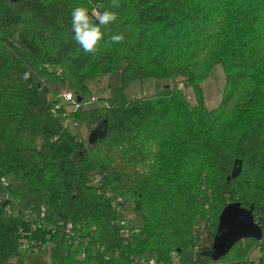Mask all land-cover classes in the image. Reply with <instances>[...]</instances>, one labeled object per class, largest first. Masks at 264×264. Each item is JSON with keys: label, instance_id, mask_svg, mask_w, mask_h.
Returning <instances> with one entry per match:
<instances>
[{"label": "trees", "instance_id": "trees-1", "mask_svg": "<svg viewBox=\"0 0 264 264\" xmlns=\"http://www.w3.org/2000/svg\"><path fill=\"white\" fill-rule=\"evenodd\" d=\"M81 4L111 0H0V264L23 261L31 236L50 242L51 264H253L254 247L264 264V0H120L95 55L73 39ZM216 62L225 84L208 107L199 81ZM103 74L101 105L71 111L101 129L87 142L63 122L61 90ZM145 77H182L195 102L168 84L129 97ZM230 201L252 208L263 237L213 258Z\"/></svg>", "mask_w": 264, "mask_h": 264}, {"label": "rangeland", "instance_id": "rangeland-1", "mask_svg": "<svg viewBox=\"0 0 264 264\" xmlns=\"http://www.w3.org/2000/svg\"><path fill=\"white\" fill-rule=\"evenodd\" d=\"M203 75L204 76H202V79L199 81V83L202 87L204 102L208 107H214L219 103L221 99L225 84V75L221 63H213L212 66ZM108 80V75L106 74H103L100 77L97 76L95 79L89 81V89L82 92V94L69 88H63L61 90L63 100L62 106L64 110L60 112V116L63 122L67 124V126H69L72 131L78 132L80 137H82L85 141H92L97 138L102 133L101 129L97 126L96 128L90 130L92 122L88 124V121L76 119L74 115H72L71 111H74L81 107L101 105V98L109 94ZM164 84H168L169 86L177 85V87L185 92L191 103L195 102L192 96L193 91L191 86L182 77L161 78L159 81L154 77L136 79L130 82L126 89V92L129 97L142 95L147 96L156 92V90L163 88ZM70 90L72 91V96L67 97V91ZM74 95L77 99H75ZM78 95H80V100H78ZM118 196L123 198L124 200L122 204L121 214L125 216V220L128 222V224L131 225V227L129 228L130 231L131 229H133L132 231H135V229H138L135 225L138 222L139 216L136 215L133 211L131 204L132 200H130L129 198L130 195L128 193H123ZM133 233L134 232H132L131 235ZM48 242V240H45V244H47ZM48 245V247L40 249L36 252L32 250L30 253V259L29 255H25V253L23 252L25 255L23 260L29 259L33 264H51L49 249L51 248V244L48 243ZM137 255H141V257H144L143 253ZM258 255V247H254L249 251V257L254 261L253 264H257L256 261ZM21 262H17V264H22Z\"/></svg>", "mask_w": 264, "mask_h": 264}, {"label": "clouds", "instance_id": "clouds-1", "mask_svg": "<svg viewBox=\"0 0 264 264\" xmlns=\"http://www.w3.org/2000/svg\"><path fill=\"white\" fill-rule=\"evenodd\" d=\"M120 0H111L110 6L105 7L101 12L96 9L90 11L88 5L76 6L71 12V28L73 39L79 47L88 54L95 55L99 51L101 42L104 41L108 33L105 31L115 23L119 16L114 9L119 8ZM124 40V35H109L111 43H120ZM28 73L24 78L27 79Z\"/></svg>", "mask_w": 264, "mask_h": 264}, {"label": "water", "instance_id": "water-1", "mask_svg": "<svg viewBox=\"0 0 264 264\" xmlns=\"http://www.w3.org/2000/svg\"><path fill=\"white\" fill-rule=\"evenodd\" d=\"M245 237L261 239L263 237L261 225L254 218L251 207L241 206L239 201L227 202L219 213L211 256L215 258L223 255L237 240Z\"/></svg>", "mask_w": 264, "mask_h": 264}, {"label": "built area", "instance_id": "built-area-1", "mask_svg": "<svg viewBox=\"0 0 264 264\" xmlns=\"http://www.w3.org/2000/svg\"><path fill=\"white\" fill-rule=\"evenodd\" d=\"M67 97H71L72 96V91H67ZM75 97V95H74ZM44 213H42L43 215ZM121 223H124L125 220L121 219L120 221ZM68 226L69 227H72V224L71 223H68ZM121 230L123 231V228H121ZM50 243V242H48ZM45 244V240H41V239H38L36 237H29V238H25V240L22 242V245H21V249L22 251L25 253V255H29L30 256V253L32 250H34L35 252L36 251H39L40 249H44L45 247H48L49 245ZM82 253V252H81ZM135 258H137L136 260H139L141 261L142 263L144 264H156V258L155 256L153 255H146L144 254V257H141V255H134ZM30 259V257H29ZM29 259H25L23 260L21 263L22 264H33Z\"/></svg>", "mask_w": 264, "mask_h": 264}, {"label": "bare ground", "instance_id": "bare-ground-1", "mask_svg": "<svg viewBox=\"0 0 264 264\" xmlns=\"http://www.w3.org/2000/svg\"><path fill=\"white\" fill-rule=\"evenodd\" d=\"M12 212V211H11Z\"/></svg>", "mask_w": 264, "mask_h": 264}]
</instances>
